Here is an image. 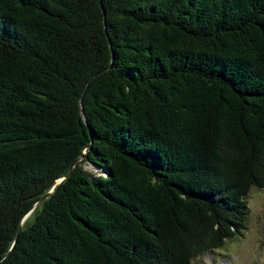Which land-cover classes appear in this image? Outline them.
Segmentation results:
<instances>
[{
    "label": "trees",
    "instance_id": "trees-1",
    "mask_svg": "<svg viewBox=\"0 0 264 264\" xmlns=\"http://www.w3.org/2000/svg\"><path fill=\"white\" fill-rule=\"evenodd\" d=\"M252 187L264 0H0V264H193Z\"/></svg>",
    "mask_w": 264,
    "mask_h": 264
},
{
    "label": "rangeland",
    "instance_id": "rangeland-1",
    "mask_svg": "<svg viewBox=\"0 0 264 264\" xmlns=\"http://www.w3.org/2000/svg\"><path fill=\"white\" fill-rule=\"evenodd\" d=\"M82 167L94 175L100 172L88 162ZM245 199L249 212L242 232L221 248L195 257L193 264H264V188L252 187Z\"/></svg>",
    "mask_w": 264,
    "mask_h": 264
},
{
    "label": "water",
    "instance_id": "water-1",
    "mask_svg": "<svg viewBox=\"0 0 264 264\" xmlns=\"http://www.w3.org/2000/svg\"><path fill=\"white\" fill-rule=\"evenodd\" d=\"M104 71V70H103ZM95 76V75H94ZM90 82V81H89ZM88 82V83H89ZM81 109V114L83 115V111H82V108L80 107ZM87 150V148H86ZM86 150L82 152V154L80 155V157L76 158L72 164H71V168L74 167V165L79 161L81 160L82 158L85 157V154H86ZM66 177H69V174H67L66 176L64 177H60L58 178L55 183L50 187V189L44 194L42 195L31 207L30 209L25 213V215L22 217L20 223H19V226L17 228V233H16V238L17 236L19 235L20 231H21V227H22V222L26 219V217L31 213V211L35 208V206L40 203L41 201H43L44 199H46L47 197H49L53 191L56 189V187L58 186V184Z\"/></svg>",
    "mask_w": 264,
    "mask_h": 264
}]
</instances>
